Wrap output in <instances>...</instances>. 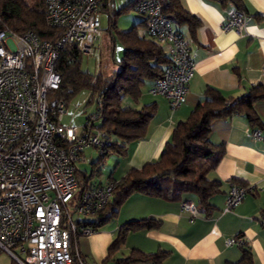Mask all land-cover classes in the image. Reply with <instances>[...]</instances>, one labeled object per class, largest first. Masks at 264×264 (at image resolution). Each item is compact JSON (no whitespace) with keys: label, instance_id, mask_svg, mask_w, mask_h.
Returning a JSON list of instances; mask_svg holds the SVG:
<instances>
[{"label":"built area","instance_id":"obj_1","mask_svg":"<svg viewBox=\"0 0 264 264\" xmlns=\"http://www.w3.org/2000/svg\"><path fill=\"white\" fill-rule=\"evenodd\" d=\"M43 1L47 25L58 30L53 42L30 31L0 30V253L18 264H95L79 253L78 237L95 232L79 217L100 215L115 186L80 185L76 164L86 149H103L110 139L97 126L98 110L79 129L63 126L65 104H49L47 94L59 87L57 61L63 49L73 48L81 56L94 53L103 0ZM134 9L146 20L147 35L168 45L169 64L149 93L166 98L176 110L185 102L195 70L188 42L158 0H139ZM246 21L247 15L233 8L223 30L239 32ZM247 191L232 184L224 211L239 206ZM180 206L193 220L195 204L183 201ZM243 244L239 237L225 240L226 246Z\"/></svg>","mask_w":264,"mask_h":264},{"label":"crops","instance_id":"obj_2","mask_svg":"<svg viewBox=\"0 0 264 264\" xmlns=\"http://www.w3.org/2000/svg\"><path fill=\"white\" fill-rule=\"evenodd\" d=\"M180 4L199 20L198 27L191 30L187 24L173 20L174 28L188 42L195 63L185 102L171 110L166 98L149 93L153 84L149 81L141 87L137 100L123 97L122 102L125 99L130 102L126 106L149 107L152 113L144 138L129 143L126 154L119 156L123 173L120 179L130 169H140L160 158L175 126L205 100L207 89H216L225 98L233 99L248 93L253 85H264V0H239L247 15L245 27L239 32L223 30L228 14L235 7L229 1L180 0ZM138 34L150 38L144 27ZM163 48L169 57L168 45ZM123 55L124 47L106 77L119 70L117 62ZM253 110L260 126L251 125L244 116L236 114L211 124L208 140L222 145L223 155L207 174L209 180L218 184V191L208 199V210L196 208L191 220V213L182 211L180 204L191 201L196 205L192 196L183 195L181 200L171 201L133 192L112 219L90 235L78 237L79 253L95 264H125L128 258L144 255H157L158 264H233L241 260L243 248L226 246L225 240L239 237L251 253L252 264H264V100L255 101ZM256 133L259 136H255ZM92 149L96 150L88 148L85 152ZM93 162H90L91 167ZM77 170L88 175L86 170ZM114 180L118 179L111 175L107 182ZM232 184L248 191L239 206L225 212V199ZM146 219L156 220V226L126 231L123 243L109 252L122 226ZM92 220L94 218L84 221ZM0 264L18 263L7 253H0Z\"/></svg>","mask_w":264,"mask_h":264},{"label":"trees","instance_id":"obj_3","mask_svg":"<svg viewBox=\"0 0 264 264\" xmlns=\"http://www.w3.org/2000/svg\"><path fill=\"white\" fill-rule=\"evenodd\" d=\"M139 0H133L121 9L134 8ZM163 13L175 19L178 24H187L189 29L198 27L199 20L186 12L180 0H158ZM229 1L241 11L239 0ZM44 1L38 0L30 5L25 0H0V30L14 34L33 32L41 41L53 42L58 38V30L47 25L44 18ZM109 0H103L101 8H108ZM99 10V11H100ZM110 27L114 28V15L110 16ZM144 27L143 18L132 29L118 32V40L124 47L123 58L117 64L119 70L111 76L90 75L80 70L81 55L73 48L63 49L57 61V70L61 81L56 90L47 94L49 104L62 101L65 106L69 98L81 89L91 92V100L96 97V109L99 112L97 126L109 137V143L103 149H96L98 159L92 163L91 174L79 172L77 180L86 187L99 186L91 182L93 175H101V161L109 154L120 157L127 152V145L144 138L148 119L152 111L149 107L140 109L122 106L123 97L137 100L141 95V87L146 81L154 82L162 76L164 68L169 64V58L162 45L153 39L139 35ZM147 33V32H146ZM264 100V85H253L248 93L233 99H227L216 89H207L205 100L195 106L189 116L180 121L174 128L171 140L157 161L145 164L140 169H130L114 184L111 200L104 211L92 221H85L87 226L98 230L106 221L112 219L119 206L133 192L166 200L178 201L183 195L196 199V208L208 210V199L218 191V184L207 178V174L219 162L223 155L222 145L209 142L208 135L211 124L217 119L232 115L244 116L251 125L260 126L261 122L253 110V103ZM99 101V102H98ZM157 221L146 219L125 224L120 229L118 237L109 247V252L123 243L125 232L145 227L152 229ZM243 248L240 261L233 264H252L249 249ZM157 255H144L139 258H128L125 264L135 262L159 263Z\"/></svg>","mask_w":264,"mask_h":264},{"label":"rangeland","instance_id":"obj_4","mask_svg":"<svg viewBox=\"0 0 264 264\" xmlns=\"http://www.w3.org/2000/svg\"><path fill=\"white\" fill-rule=\"evenodd\" d=\"M33 5L38 0H25ZM133 0H109L108 8H102L99 11V19L101 23V35L94 43V53L88 56H82L80 59V70L90 75L96 76L102 74L106 76L113 69V62L120 58L123 51L120 41L118 40V32H126L132 29L143 16L134 8H128L121 11L123 7L131 3ZM114 15V28L110 27V16ZM97 99L91 100V92L87 89H81L72 95L65 107L64 113L60 120L63 126H74L81 128L86 119L96 109ZM123 106L130 104L128 99L123 100ZM143 106L144 103H141ZM98 152L94 149L85 152V161L77 163L79 170H86L88 175L91 172V164L98 157ZM93 160V161H92ZM122 159L116 154H109L101 161V175H93L91 182L95 185L106 184L108 179L113 175L115 179H120ZM82 180L80 179L79 182ZM80 220L92 219V216H80Z\"/></svg>","mask_w":264,"mask_h":264}]
</instances>
